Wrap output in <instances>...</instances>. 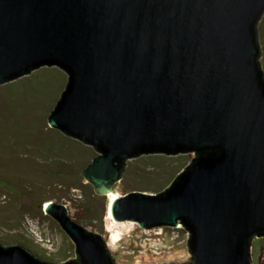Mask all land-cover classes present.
<instances>
[{
    "label": "water",
    "instance_id": "water-1",
    "mask_svg": "<svg viewBox=\"0 0 264 264\" xmlns=\"http://www.w3.org/2000/svg\"><path fill=\"white\" fill-rule=\"evenodd\" d=\"M263 16L264 0H0V87L43 67L67 74L48 124L95 150L82 175L97 194L131 159L195 153L166 190L111 205L115 221L190 232L192 262L147 264H252L264 236ZM44 208L77 258L0 238V264H122L72 205Z\"/></svg>",
    "mask_w": 264,
    "mask_h": 264
},
{
    "label": "rangeland",
    "instance_id": "rangeland-1",
    "mask_svg": "<svg viewBox=\"0 0 264 264\" xmlns=\"http://www.w3.org/2000/svg\"><path fill=\"white\" fill-rule=\"evenodd\" d=\"M262 27L264 36V16ZM67 81L61 69L43 67L0 87V238L39 246L61 256V262L77 258L74 241L45 213V205L52 201L72 205L78 221L106 233L109 248L116 249L122 264L192 262L191 234L182 224L144 229L134 221H121L128 227L118 232L109 215L110 193L97 194L84 178L78 181L83 189L75 186L78 170L72 167L73 160L86 151L92 154L91 149L54 136L47 124ZM96 156L93 152L91 159ZM195 157L149 154L131 159L111 193L122 198L135 192H162ZM250 253L252 264H264V236L253 238Z\"/></svg>",
    "mask_w": 264,
    "mask_h": 264
},
{
    "label": "trees",
    "instance_id": "trees-1",
    "mask_svg": "<svg viewBox=\"0 0 264 264\" xmlns=\"http://www.w3.org/2000/svg\"><path fill=\"white\" fill-rule=\"evenodd\" d=\"M47 124H48V121H47ZM48 127H49V124H48ZM50 128V127H49ZM50 131H48V132H52L53 133V135L54 136H56V135H61V136H63V137H65V138H67V139H71V140H73V141H76L77 142V140H75V139H73V138H70V137H68V136H66V135H64L62 132H60L59 130H56V129H53V128H50L49 129ZM79 142V141H78ZM81 143V142H80ZM81 144H83V143H81ZM84 145V144H83ZM91 149V150H90ZM59 150H60V148H59ZM86 150H90L91 151V153L93 154V152H95V150L93 149V148H91V147H87L86 148ZM85 150V151H86ZM80 154V153H79ZM90 153H88L87 151L84 153V154H80V155H77V159H74L73 161H74V166H72L73 168H76V171L78 170V172H76V182L74 183L75 184V186H77V188H84L83 187V185L82 184H79L78 183V181L79 182H81V180L84 178V177H82L83 175H82V173H83V171H84V166H88L90 163H91V161L94 159V158H92L91 159V156H92V154H90ZM82 155H85V156H82ZM83 159L85 160V161H83ZM91 159V161L88 163V161ZM78 161V162H77ZM84 162V164H82ZM88 163V165H86ZM82 165V166H81ZM85 179V178H84ZM78 183V184H77ZM86 185H88V186H90L91 184H86ZM68 186V185H67ZM94 188V187H93ZM49 202V201H48ZM1 245V244H0ZM12 247V246H11Z\"/></svg>",
    "mask_w": 264,
    "mask_h": 264
},
{
    "label": "bare ground",
    "instance_id": "bare-ground-1",
    "mask_svg": "<svg viewBox=\"0 0 264 264\" xmlns=\"http://www.w3.org/2000/svg\"><path fill=\"white\" fill-rule=\"evenodd\" d=\"M111 197H112V202H111V205H112V203H113V201L114 200H116L117 198H120V196H116L115 195V193H110L109 194ZM49 203H47L46 205H48ZM109 215H110V217H111V219L113 220V222H114V228L118 231V232H120V230H123V229H125V228H127L128 226H125L126 224L125 223H119V222H116L115 220H114V218H113V216H112V212H111V208H110V211H109ZM113 237H117L118 236V234H116L115 233V230H113ZM117 235V236H116ZM115 239V238H114Z\"/></svg>",
    "mask_w": 264,
    "mask_h": 264
},
{
    "label": "flooded vegetation",
    "instance_id": "flooded-vegetation-1",
    "mask_svg": "<svg viewBox=\"0 0 264 264\" xmlns=\"http://www.w3.org/2000/svg\"><path fill=\"white\" fill-rule=\"evenodd\" d=\"M104 242V241H103Z\"/></svg>",
    "mask_w": 264,
    "mask_h": 264
}]
</instances>
